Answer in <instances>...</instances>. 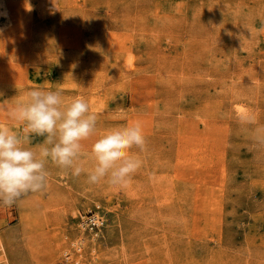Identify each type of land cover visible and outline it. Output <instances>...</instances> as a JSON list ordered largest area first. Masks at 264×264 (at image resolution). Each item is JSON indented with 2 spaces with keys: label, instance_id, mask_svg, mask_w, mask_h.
Instances as JSON below:
<instances>
[{
  "label": "rangeland",
  "instance_id": "1",
  "mask_svg": "<svg viewBox=\"0 0 264 264\" xmlns=\"http://www.w3.org/2000/svg\"><path fill=\"white\" fill-rule=\"evenodd\" d=\"M0 29V106L83 96L85 167L108 130L146 137L119 187L49 160L0 203V264H264V0H0Z\"/></svg>",
  "mask_w": 264,
  "mask_h": 264
},
{
  "label": "clouds",
  "instance_id": "2",
  "mask_svg": "<svg viewBox=\"0 0 264 264\" xmlns=\"http://www.w3.org/2000/svg\"><path fill=\"white\" fill-rule=\"evenodd\" d=\"M2 32V29H0ZM26 100L0 106L22 132L0 125V203L11 207L29 193L47 186L49 160L72 175L87 174L90 184L107 180L123 186L141 168L142 160L132 152L143 150L146 137L142 124L111 129L91 145V167H85L83 142L96 135L97 115L83 96L65 103L59 90L33 88ZM44 137L38 150L26 147L31 135Z\"/></svg>",
  "mask_w": 264,
  "mask_h": 264
},
{
  "label": "built area",
  "instance_id": "3",
  "mask_svg": "<svg viewBox=\"0 0 264 264\" xmlns=\"http://www.w3.org/2000/svg\"><path fill=\"white\" fill-rule=\"evenodd\" d=\"M101 223H103L102 219L97 218L95 215L88 218V224L92 228L99 226Z\"/></svg>",
  "mask_w": 264,
  "mask_h": 264
},
{
  "label": "bare ground",
  "instance_id": "4",
  "mask_svg": "<svg viewBox=\"0 0 264 264\" xmlns=\"http://www.w3.org/2000/svg\"><path fill=\"white\" fill-rule=\"evenodd\" d=\"M101 219V218H100ZM94 231V230H93ZM95 232V231H94Z\"/></svg>",
  "mask_w": 264,
  "mask_h": 264
}]
</instances>
